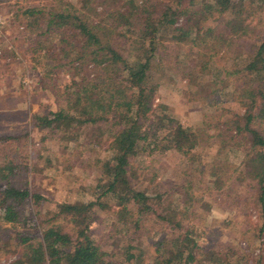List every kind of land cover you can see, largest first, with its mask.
<instances>
[{"label": "trees", "instance_id": "trees-1", "mask_svg": "<svg viewBox=\"0 0 264 264\" xmlns=\"http://www.w3.org/2000/svg\"><path fill=\"white\" fill-rule=\"evenodd\" d=\"M6 11L8 23L33 35L34 44L47 45L44 52L41 45L31 47L37 63L49 71L65 66L77 77L75 86L62 92L65 103L50 116L34 115V121L64 141L83 133L85 142L98 144L91 149L101 173L93 197L56 201L47 208L40 205L49 198L14 183V161L1 157L0 262L9 256L7 264L248 261L243 249L216 247L199 222L209 218V193L220 174V191L244 178L252 181L264 226V0H16ZM162 35L170 42H162ZM238 38L246 39L247 47ZM183 44L190 51L183 59L176 58L179 53L168 57V48ZM160 47L165 49L160 52ZM191 51L200 66L191 62ZM215 56L229 63L221 65ZM54 57L57 62L48 64L46 59ZM206 67L232 75L224 93L228 102L240 105L234 110L215 106V113L220 109L228 115L216 118L211 134L180 122L154 101L156 84L146 82L179 74L185 92L210 98L223 85L204 74ZM210 99L219 101L218 96ZM211 136L215 149L208 152ZM170 148L182 159L195 158L193 163L175 173L176 182L169 187L140 186L145 174L136 168L154 180L155 164ZM235 151L241 152L238 163L228 158ZM174 195L183 196V206H173ZM104 206L125 215L110 228L116 246H102L91 231L94 212ZM29 220L37 232L14 228Z\"/></svg>", "mask_w": 264, "mask_h": 264}, {"label": "rangeland", "instance_id": "rangeland-1", "mask_svg": "<svg viewBox=\"0 0 264 264\" xmlns=\"http://www.w3.org/2000/svg\"><path fill=\"white\" fill-rule=\"evenodd\" d=\"M13 1L16 0H0V10L5 17L0 32V158L3 159L7 155L13 159L14 183L38 191L49 198L40 205L41 207L51 208L56 201L63 200L84 201L94 196L92 189L97 182V176L101 173L91 149L98 144L85 142L83 133H79L77 140L64 141L56 132L51 133L50 128L39 126L34 121V115L50 116L51 110H56L59 105L65 103L62 92L65 89H72L75 86L73 79L77 77L73 75V70L65 66L54 65L49 71L46 65L39 64L33 59L35 53L31 47L41 45L40 50L44 52L47 50V45L34 44L33 35L17 30L12 23L7 22L6 10ZM22 1L36 3L44 0ZM253 21L263 26L262 23ZM160 40L170 42L167 35H162ZM245 40L240 42L243 48L247 47ZM164 49L165 47H160L159 51L162 52ZM167 50L168 57H174L179 53L176 57L178 59H183L188 51L187 44ZM195 53L196 51L194 53L191 51L190 58ZM46 61L48 64L50 62L53 64L57 62V57ZM216 61L221 65L229 63L219 56L216 57ZM191 62L200 66L199 61H193V58ZM217 66H220L219 63ZM210 69L206 67L204 74L216 79V84L219 86L223 85L212 95L215 98L218 96L219 101L210 99L213 97H201L193 91L191 94L189 89L185 92V79H180L179 74L176 76L167 74L163 79H146V82L157 86L155 102L163 103L180 122L195 126L202 134L204 132L211 134L214 131L212 124L216 118L222 120L228 115V112L221 113L220 109L226 108L221 106H230L233 110L240 108L238 103L228 102L224 93L230 86L232 75H224L222 69L220 71L211 69L212 72ZM215 106L216 109L220 107L217 113L214 112ZM7 134H16L18 137L3 139L2 136ZM209 141L212 143L208 145L207 151L213 152L215 138L211 136ZM103 153L104 150L101 149L100 154ZM240 155V151H235L228 158L238 163ZM160 156L161 161L155 164L157 168L154 180H150V174L141 171L142 168H136V171L145 174L141 176L140 186H147L150 190L169 187L176 182L174 174L180 172L181 168L189 167L195 159H182V155L172 148L165 150ZM138 162L142 165L147 163L143 158H138ZM216 180L217 183L213 184L211 194L209 193V218L199 222L207 227V229L204 227L206 229L204 236L221 249L231 246L245 250L246 255L249 256L248 261L243 262L245 264H264V226H261V210L257 201L256 187L252 185V181L244 178L220 191L218 186L221 183L220 174L217 175ZM106 182L107 180L104 179L102 184ZM177 195L179 196L180 193ZM174 196L173 206H183V196L191 200L185 190L182 197ZM119 217L125 218V215L123 216L121 211L117 212V208L106 210V206L98 207L94 212L90 224L91 231L102 246L117 245L110 235V228ZM14 228L29 232H37L39 229L31 220L26 224L18 223ZM10 258L11 256L3 259L0 264H7Z\"/></svg>", "mask_w": 264, "mask_h": 264}, {"label": "built area", "instance_id": "built-area-1", "mask_svg": "<svg viewBox=\"0 0 264 264\" xmlns=\"http://www.w3.org/2000/svg\"><path fill=\"white\" fill-rule=\"evenodd\" d=\"M4 22H5V17H4V15L1 14V12H0V32H1V28H2V26H3V24H4ZM0 52H1V50H0ZM24 81H26V80L24 79ZM243 264H245V263H243Z\"/></svg>", "mask_w": 264, "mask_h": 264}]
</instances>
